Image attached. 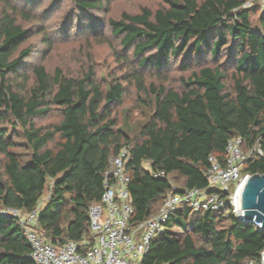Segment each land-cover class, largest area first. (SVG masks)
Returning <instances> with one entry per match:
<instances>
[{
    "label": "trees",
    "instance_id": "1",
    "mask_svg": "<svg viewBox=\"0 0 264 264\" xmlns=\"http://www.w3.org/2000/svg\"><path fill=\"white\" fill-rule=\"evenodd\" d=\"M75 1L83 9L100 4V0ZM160 1L164 6L155 10L142 6L138 12L123 11L108 19L111 31L123 45L133 44L135 54L153 52L139 58L140 66L158 67L170 56L187 51L190 57L204 49L217 60L228 44L231 52L225 62L201 64L181 77L179 87L162 79L146 83L139 70L131 69L129 80L144 94L137 96L150 110L131 136L108 106L122 102L121 81L114 79L103 88L92 68L68 75L58 66L50 73L41 64L32 68L31 83L18 73L30 48L19 49L29 30L15 16L29 14L2 0L0 207L29 211L51 179L50 196L37 220L38 230L50 242H92L88 206L100 199L108 159L123 145L129 154L124 168L133 207L131 225L157 212L170 191L208 188L207 157L213 154L223 162L232 136L241 137L243 150L256 146L261 151H250L241 172L264 173V12L256 2L241 7L245 0ZM255 10L257 27L251 28ZM181 66L188 68V61ZM55 107L56 122L35 124V118ZM19 136L21 143L15 141ZM20 145L29 151L25 158L14 151ZM159 170L164 175H152ZM165 224L166 230L151 240L142 264H244L249 258L259 262L264 249V230L231 213L182 206ZM29 252L18 221L0 215V264H33Z\"/></svg>",
    "mask_w": 264,
    "mask_h": 264
},
{
    "label": "rangeland",
    "instance_id": "2",
    "mask_svg": "<svg viewBox=\"0 0 264 264\" xmlns=\"http://www.w3.org/2000/svg\"><path fill=\"white\" fill-rule=\"evenodd\" d=\"M9 1L29 14V17L19 14L15 16L17 22L29 30L19 49L27 46L30 48L29 55L18 66V73L25 74L31 83L32 68L41 64L50 73L58 66L68 75H78L92 68L96 82L103 88L114 79L121 81L124 85L122 102L108 106L117 124L131 136L137 134L150 113L140 96H137L140 94L143 98L144 94L138 93L129 80L131 69L139 70L146 83H159L162 79L165 84L179 87L181 77H186L201 64L225 62L227 53L231 52V45L228 44L223 49L224 54L217 60L209 58L204 49L200 54L190 57L187 51L179 56H170L158 67L149 64L140 66L139 58L145 54L153 55V52L135 54L133 44L123 45L120 37L111 31L108 19L117 18L123 11L138 12L142 6L155 10L164 6L160 0H100L99 6L87 9L80 8L75 0ZM2 6L0 0V8ZM258 13L255 10L251 14V28L257 27ZM186 60L189 66L183 68L181 65ZM228 65L226 68L230 72L232 64ZM229 82L227 78L226 83ZM58 118V109L55 107L46 116L35 118L34 122L42 125L56 122ZM15 141L21 143L24 140L19 136ZM14 151L24 158L29 155L27 148L22 145L16 146ZM51 183V179L47 180L46 189L39 199L40 209L50 196ZM171 231L179 234L178 228H172Z\"/></svg>",
    "mask_w": 264,
    "mask_h": 264
},
{
    "label": "built area",
    "instance_id": "3",
    "mask_svg": "<svg viewBox=\"0 0 264 264\" xmlns=\"http://www.w3.org/2000/svg\"><path fill=\"white\" fill-rule=\"evenodd\" d=\"M254 2L264 12V0H245L241 7ZM241 137H230L225 146V160L220 161L213 154L207 157L206 179L208 188L189 187L181 191H170L163 197L154 214L130 224L133 212L128 189L129 175L125 171L128 147L123 145L108 159L103 173V191L100 199L88 206L89 230L92 242L67 239L61 244L50 242L38 230L37 220L41 202L29 211L16 207L1 206L0 215L14 217L30 246L29 256L33 264H142V256L148 251L151 240L166 230V221L182 206L193 211L231 213L239 221L245 220L240 204V190L251 173L241 172L242 163L250 151L241 147ZM153 176L164 175L163 170L152 171ZM257 227L259 223L251 221ZM259 262L249 258L244 264H264L262 254Z\"/></svg>",
    "mask_w": 264,
    "mask_h": 264
},
{
    "label": "water",
    "instance_id": "4",
    "mask_svg": "<svg viewBox=\"0 0 264 264\" xmlns=\"http://www.w3.org/2000/svg\"><path fill=\"white\" fill-rule=\"evenodd\" d=\"M240 204L245 220L258 222L264 230V173L247 177L240 190Z\"/></svg>",
    "mask_w": 264,
    "mask_h": 264
},
{
    "label": "crops",
    "instance_id": "5",
    "mask_svg": "<svg viewBox=\"0 0 264 264\" xmlns=\"http://www.w3.org/2000/svg\"><path fill=\"white\" fill-rule=\"evenodd\" d=\"M172 187L174 188L177 187L176 183H172Z\"/></svg>",
    "mask_w": 264,
    "mask_h": 264
}]
</instances>
